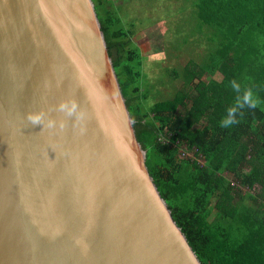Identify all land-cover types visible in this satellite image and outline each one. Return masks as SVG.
<instances>
[{"label":"water","instance_id":"1","mask_svg":"<svg viewBox=\"0 0 264 264\" xmlns=\"http://www.w3.org/2000/svg\"><path fill=\"white\" fill-rule=\"evenodd\" d=\"M0 264H203L148 168L94 0H0Z\"/></svg>","mask_w":264,"mask_h":264},{"label":"trees","instance_id":"2","mask_svg":"<svg viewBox=\"0 0 264 264\" xmlns=\"http://www.w3.org/2000/svg\"><path fill=\"white\" fill-rule=\"evenodd\" d=\"M94 2L148 168L200 260L264 264V0H195L207 51L152 105L133 31L113 0ZM249 90L256 107H239ZM230 108L236 123L223 126ZM180 142L197 157L181 158Z\"/></svg>","mask_w":264,"mask_h":264},{"label":"rangeland","instance_id":"3","mask_svg":"<svg viewBox=\"0 0 264 264\" xmlns=\"http://www.w3.org/2000/svg\"><path fill=\"white\" fill-rule=\"evenodd\" d=\"M123 25L134 33L143 58V75L154 72L163 89L151 91L147 103L172 98L185 87L186 66L197 65L207 51V29L196 12L195 0H113ZM193 66V67H194ZM208 75L204 78L207 79ZM173 82L174 87L169 86ZM151 88V89H150ZM234 181L235 178L226 174ZM259 192V187L252 189Z\"/></svg>","mask_w":264,"mask_h":264},{"label":"clouds","instance_id":"4","mask_svg":"<svg viewBox=\"0 0 264 264\" xmlns=\"http://www.w3.org/2000/svg\"><path fill=\"white\" fill-rule=\"evenodd\" d=\"M232 86L234 89L239 91V85H237L235 82H233ZM244 105H247L250 108L256 107V101L253 99L252 92L250 90L245 92V94L242 97L241 102L238 104L239 107H243ZM60 107H61V110L65 109L64 104H61ZM75 107L76 105L73 103L71 108L68 109L69 115L72 113V111L75 110ZM236 110H237L236 108H230L228 110V117L223 121V126H228V125L236 123V120H235ZM27 118L34 125L40 124L43 121V115L40 113L29 114Z\"/></svg>","mask_w":264,"mask_h":264},{"label":"built area","instance_id":"5","mask_svg":"<svg viewBox=\"0 0 264 264\" xmlns=\"http://www.w3.org/2000/svg\"><path fill=\"white\" fill-rule=\"evenodd\" d=\"M161 141H163V142H165V143H167V142H169V140H170V138H169V136H167L166 134H164V135H162L161 136V139H160ZM196 151L197 150H190L189 148H188V145L185 143V142H180V145H179V154H180V157L181 158H195V157H197V155H196ZM198 161H199V163H201L202 165L204 164V161H203V158L202 157H198ZM233 184L234 185H237L238 183L234 180L233 181Z\"/></svg>","mask_w":264,"mask_h":264},{"label":"crops","instance_id":"6","mask_svg":"<svg viewBox=\"0 0 264 264\" xmlns=\"http://www.w3.org/2000/svg\"><path fill=\"white\" fill-rule=\"evenodd\" d=\"M133 41H134L135 44L137 43L134 39H133ZM136 45H137V44H136ZM137 46H138V47H139V46L141 47L142 45L138 43ZM152 74H154V72H151L149 76H144V75H143V82H142V84H143V87H144L145 89H146V87H147L146 85H148V84H151V85L154 86L152 89L150 88L152 92H153V90L163 89V88H164V85H168V84H166V83L160 84V83H159V79H158V77H156V76H154V75H152ZM169 84H170L169 86L175 88L173 82H169ZM147 89H149V88L147 87Z\"/></svg>","mask_w":264,"mask_h":264}]
</instances>
